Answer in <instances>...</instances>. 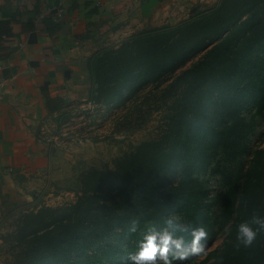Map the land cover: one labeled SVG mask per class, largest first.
I'll use <instances>...</instances> for the list:
<instances>
[{"label":"trees","instance_id":"16d2710c","mask_svg":"<svg viewBox=\"0 0 264 264\" xmlns=\"http://www.w3.org/2000/svg\"><path fill=\"white\" fill-rule=\"evenodd\" d=\"M44 23L50 33L58 29L55 21ZM1 34H10L9 28H0ZM93 71V101L102 104L168 81L157 105L171 111L165 130L114 168L84 172L75 201L20 213L7 264H133L146 235L164 229L169 219L181 227L174 243L182 241L179 248L169 246L170 258L221 230V244L198 264H264V231L251 247L237 240L240 225L264 216V147L236 174L233 167L264 125V0H220L174 27L102 51ZM207 171L219 174L225 186L216 220L203 205L208 189L199 173ZM178 210L180 221L170 215ZM132 221L135 232L128 230Z\"/></svg>","mask_w":264,"mask_h":264},{"label":"crops","instance_id":"0c3cea01","mask_svg":"<svg viewBox=\"0 0 264 264\" xmlns=\"http://www.w3.org/2000/svg\"><path fill=\"white\" fill-rule=\"evenodd\" d=\"M196 1L0 0V28L10 30L0 35V213L32 206L35 195L57 184L59 160L44 130L93 101V58L174 27L180 9ZM200 1L206 3L191 11L212 2ZM58 8V29L50 33L44 21H54Z\"/></svg>","mask_w":264,"mask_h":264},{"label":"rangeland","instance_id":"374dc122","mask_svg":"<svg viewBox=\"0 0 264 264\" xmlns=\"http://www.w3.org/2000/svg\"><path fill=\"white\" fill-rule=\"evenodd\" d=\"M220 0H212L206 6H200L191 11L194 4L206 3L197 0L188 7L181 8L179 23L198 14L210 10ZM178 23V24H179ZM199 57L196 56L193 60ZM190 61L186 64L188 66ZM181 69L176 70V74ZM168 81L160 79L155 85L140 86L136 93L123 94L109 104L93 101L94 107L82 105L73 114L60 118L55 124L46 127L44 140L48 142L49 153L58 158V169L53 180L55 185L48 186L34 197L36 202L30 207H12L0 213V264L11 260V247L15 244L14 230L19 223V215L25 211L38 209L42 205L58 206L73 202L77 193L81 194L82 175L84 172L114 168L118 159L134 151L143 141L158 140L165 130L166 115L170 109L158 108L159 95ZM125 93L128 95L125 96ZM175 113V110L172 111ZM264 147V125L260 123L250 136L249 152L233 165L234 173L240 167L250 163L252 152ZM200 174V175H199ZM195 174L200 176V182L205 181L208 194L203 205L212 220L219 218L220 196L225 190L219 174ZM42 194V196H40ZM49 194V195H48ZM33 197V196H32ZM175 220L182 219L183 211L170 214ZM203 240L195 242L184 250L171 252L176 255L170 258L157 255L155 261L163 260L169 264H198L205 254L217 248L222 242L221 230H210ZM213 236V237H211Z\"/></svg>","mask_w":264,"mask_h":264},{"label":"clouds","instance_id":"9594fccd","mask_svg":"<svg viewBox=\"0 0 264 264\" xmlns=\"http://www.w3.org/2000/svg\"><path fill=\"white\" fill-rule=\"evenodd\" d=\"M174 220L166 221V227L159 232L147 234L140 249L134 256H131L133 264H154L157 255L166 257L169 246L181 247L182 241L176 240L174 243V233L181 230L180 226H175ZM253 225L255 227H253ZM172 227L173 230L168 229ZM129 232L137 230V222L132 221L129 226ZM264 231V216L253 215L250 223H245L239 226L237 240L244 247H251L259 232Z\"/></svg>","mask_w":264,"mask_h":264},{"label":"built area","instance_id":"2783aa9c","mask_svg":"<svg viewBox=\"0 0 264 264\" xmlns=\"http://www.w3.org/2000/svg\"><path fill=\"white\" fill-rule=\"evenodd\" d=\"M50 8H47V11H49ZM62 16V9L58 8V10L56 11V15L55 17H53V20L56 22L58 21V19H60V17ZM85 106H88V107H94L95 104L93 103V101H88L84 104ZM44 133H45V130H44Z\"/></svg>","mask_w":264,"mask_h":264}]
</instances>
